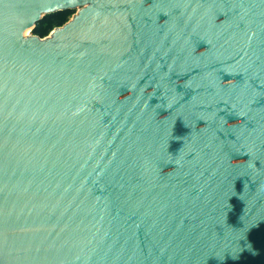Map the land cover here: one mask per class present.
Listing matches in <instances>:
<instances>
[{"label": "water", "instance_id": "95a60500", "mask_svg": "<svg viewBox=\"0 0 264 264\" xmlns=\"http://www.w3.org/2000/svg\"><path fill=\"white\" fill-rule=\"evenodd\" d=\"M0 264H264V0H0Z\"/></svg>", "mask_w": 264, "mask_h": 264}, {"label": "trees", "instance_id": "16d2710c", "mask_svg": "<svg viewBox=\"0 0 264 264\" xmlns=\"http://www.w3.org/2000/svg\"><path fill=\"white\" fill-rule=\"evenodd\" d=\"M71 14L72 11H65L45 16L36 24L35 28L32 30V34L39 37L46 36L54 27L61 26L65 23Z\"/></svg>", "mask_w": 264, "mask_h": 264}, {"label": "bare ground", "instance_id": "6f19581e", "mask_svg": "<svg viewBox=\"0 0 264 264\" xmlns=\"http://www.w3.org/2000/svg\"><path fill=\"white\" fill-rule=\"evenodd\" d=\"M24 35H27L28 34V30H26V31H24V33H23Z\"/></svg>", "mask_w": 264, "mask_h": 264}, {"label": "rangeland", "instance_id": "374dc122", "mask_svg": "<svg viewBox=\"0 0 264 264\" xmlns=\"http://www.w3.org/2000/svg\"><path fill=\"white\" fill-rule=\"evenodd\" d=\"M31 34V33H30Z\"/></svg>", "mask_w": 264, "mask_h": 264}]
</instances>
